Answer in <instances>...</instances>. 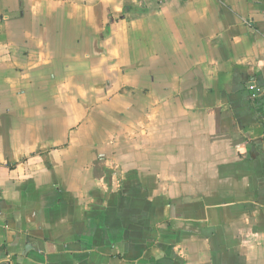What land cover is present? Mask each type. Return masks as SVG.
Segmentation results:
<instances>
[{"label":"crops","instance_id":"crops-1","mask_svg":"<svg viewBox=\"0 0 264 264\" xmlns=\"http://www.w3.org/2000/svg\"><path fill=\"white\" fill-rule=\"evenodd\" d=\"M264 0H0V264H264Z\"/></svg>","mask_w":264,"mask_h":264},{"label":"built area","instance_id":"built-area-1","mask_svg":"<svg viewBox=\"0 0 264 264\" xmlns=\"http://www.w3.org/2000/svg\"><path fill=\"white\" fill-rule=\"evenodd\" d=\"M158 1H162V0H158ZM249 89L251 90V96L253 98H257L259 95H261L262 91H264V88L260 89L257 87H253V86H249Z\"/></svg>","mask_w":264,"mask_h":264}]
</instances>
